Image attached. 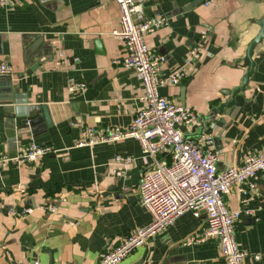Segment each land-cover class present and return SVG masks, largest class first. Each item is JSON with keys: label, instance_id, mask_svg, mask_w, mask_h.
<instances>
[{"label": "crops", "instance_id": "obj_1", "mask_svg": "<svg viewBox=\"0 0 264 264\" xmlns=\"http://www.w3.org/2000/svg\"><path fill=\"white\" fill-rule=\"evenodd\" d=\"M140 1L146 15L168 18L167 26L146 38L166 56L161 75L186 72L179 84L160 87L161 95L198 113V131L215 137L219 169L242 164L248 153L264 147V39L254 48V68L242 88L264 0H217L211 7L203 0ZM119 22L117 0H19L0 7V60L11 66L8 75L21 85L28 104L47 106L52 120L46 131L45 123L29 127L18 147L37 143L53 150L36 162L12 160L0 168V264H99L125 237L152 222L137 191L152 158L142 154L139 141L79 145L84 128L125 130L142 106L144 86L136 71L112 64L124 55L121 40L112 35ZM193 48L199 56L191 55ZM37 60L40 66L28 74ZM73 82L86 88L70 91ZM7 106L0 103V153L9 154L7 124L26 119ZM118 155L136 158L121 175ZM254 195L249 204L254 215L238 220L236 241L250 253L245 264H264V172ZM243 197L232 188L228 206H241ZM46 204L57 211L41 210ZM22 207L34 211L9 212ZM207 227L205 216L186 212L119 264H227L218 238L186 244Z\"/></svg>", "mask_w": 264, "mask_h": 264}, {"label": "built area", "instance_id": "obj_2", "mask_svg": "<svg viewBox=\"0 0 264 264\" xmlns=\"http://www.w3.org/2000/svg\"><path fill=\"white\" fill-rule=\"evenodd\" d=\"M216 2L203 0V5L211 7ZM18 3L19 0H0V7L9 8ZM117 3L120 22L112 35L121 40L124 55L114 59L112 64L136 71L144 86V93L139 98L142 106L125 130L115 127L84 128L79 145L129 137L139 141L142 154L152 158L151 165L142 172L137 186L140 201L151 214L152 222L147 228L125 237L102 256L99 264H119L147 236L173 224L186 212H191L195 217L205 216L208 222L205 232L190 236L186 244L218 238L227 264H245L250 253L237 244L236 225L243 215H254L255 210L249 204L255 200L258 178L264 172V147L248 153L240 165L219 169L215 137L211 131H198L201 125L198 113L188 105L161 95L159 91L166 84H179L186 76L182 69L168 77L162 76L166 56L158 53L146 41L150 33L168 25V18L164 14L146 15L140 0H117ZM191 55L199 56V48H193ZM11 72V66L0 60V75ZM85 88L84 82L69 85L70 91ZM52 151L46 145L25 144L17 148L14 157L0 153V168L8 166L12 160L33 163ZM115 159L123 165L116 171L117 175L125 173L136 161L132 155H118ZM234 187L244 195L241 206L235 209L230 208L226 201V196ZM41 210L56 212L57 207L46 204ZM33 211L32 207L9 210L17 215ZM254 257L260 256L255 254Z\"/></svg>", "mask_w": 264, "mask_h": 264}, {"label": "water", "instance_id": "obj_3", "mask_svg": "<svg viewBox=\"0 0 264 264\" xmlns=\"http://www.w3.org/2000/svg\"><path fill=\"white\" fill-rule=\"evenodd\" d=\"M260 24V30L258 34L250 41L247 48V60L249 64V71L246 74L244 84L242 88L247 84L250 75L254 68V61L252 55L255 46L264 39V17L258 21ZM40 59V58H38ZM42 60H37L36 64H33L28 70V74H32L41 64ZM0 75V103L8 105L5 110L11 114H15L18 118H25L26 121L21 124H16L14 119L9 120L7 124L10 129L7 132L9 138V155L14 157L18 148V141L22 139V135L28 134L29 127L33 128L41 123H45L41 127V131H46L48 127L52 126V120L48 107L39 104H28L25 94H21V85L14 83L12 76L6 75L2 77ZM183 101V100H182ZM233 102V101H232ZM185 130V127H182Z\"/></svg>", "mask_w": 264, "mask_h": 264}]
</instances>
